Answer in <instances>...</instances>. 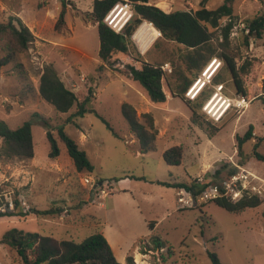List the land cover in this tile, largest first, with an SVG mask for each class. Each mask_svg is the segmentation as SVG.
<instances>
[{"label":"rangeland","instance_id":"obj_1","mask_svg":"<svg viewBox=\"0 0 264 264\" xmlns=\"http://www.w3.org/2000/svg\"><path fill=\"white\" fill-rule=\"evenodd\" d=\"M128 1L116 3L118 6L111 16L120 7L127 9L126 4L130 7ZM92 2L67 0L64 26L56 31L54 25L61 0H0V23L19 17L34 35L25 53L0 68V118L10 128L30 120L34 142L33 158L0 160V200L3 203L0 209L4 210L5 204L12 209L15 199L23 211L32 207L60 209L56 214L43 217L34 214L0 217V239L11 228L75 242L94 232H102L117 260L123 264H128V256L134 264H212L209 256L212 252L216 253L220 264H264V203L232 213L213 200L193 197L184 188L158 183L196 181L223 186L230 183L229 169L236 167L237 171L250 174L241 182L243 189L259 192L264 199V159L253 154L255 149L264 156V105L260 96L264 78V33L261 38L249 37L245 44V20L264 15V0H233L231 3L233 26L227 47L237 66L246 65L241 77L247 92V106L239 112L230 109L219 121L202 117L203 128L190 121L191 111L180 98L171 96L165 81L167 100L147 104L142 100L144 89L138 82L108 67L98 70L102 61L98 56L97 25L90 20ZM223 2L149 0L148 3L169 12L201 7L214 9ZM229 20L221 18L219 26L214 28L215 43L221 41L222 27ZM144 29L153 37L160 36L149 23L140 25L133 36L138 37ZM137 47L142 53L138 44ZM147 50L142 58L151 62L170 57L178 61L181 52L180 47L172 44L168 45V50L151 49L146 54ZM4 54L0 39V58ZM134 56H137L134 50L129 55L119 54L117 67L121 69L127 62L139 66V62L132 60ZM49 64L79 100L91 88L92 101L83 117L67 120L76 110L75 105L67 112H59L40 97L39 75ZM162 67L167 74L171 73L170 62ZM216 73L228 78L223 83V94L239 98L241 94L236 92L221 61ZM201 82L202 79L194 90ZM124 102L138 108L140 121L144 122V113L153 116L158 130L154 151L140 153L138 140L121 112ZM96 113L108 120L119 138ZM40 118L48 120L54 136H57L58 126L64 127L87 154L94 168L91 173L75 170L62 142H58L57 156L48 155L46 128ZM250 125L253 137L243 144L242 155H239L236 135H243ZM213 127L219 130L210 137L205 128ZM1 144L0 139V147ZM174 145L183 149L182 162L168 165L162 153ZM85 177L90 183L83 181ZM180 195L185 202H178ZM151 221H155L152 229ZM152 237L165 241L164 247L154 249ZM136 251L140 253L138 257L133 255ZM0 264L23 263L13 248L0 244Z\"/></svg>","mask_w":264,"mask_h":264},{"label":"trees","instance_id":"obj_2","mask_svg":"<svg viewBox=\"0 0 264 264\" xmlns=\"http://www.w3.org/2000/svg\"><path fill=\"white\" fill-rule=\"evenodd\" d=\"M120 0H93L90 12V20L97 25L99 39L98 56L102 64L98 67L101 70L108 67L119 71L128 80L138 82L144 89L148 99L152 103H162L167 100V93L163 88V82L173 97L180 98L191 111L190 121L203 128L201 119L206 115L202 111L205 100L212 92V86H204L193 98L186 95L187 90L194 83L196 78L202 73L204 68L213 59L217 58L224 63L229 72L235 90L241 95H246V88L241 75L246 72V65L237 66L234 56L227 47L229 34L233 23L231 22L232 1L224 2L214 9L205 7L196 10L176 9L169 12L163 11L154 4H149V0H129L132 15L125 24L121 32L114 31L104 22V17L110 9ZM67 0H61L60 9L57 13V20L54 25L56 31H60L65 23V8ZM223 17L230 20L222 27V39L218 43L214 42V28L219 26V21ZM147 21L160 32V36L152 43L146 54L153 49L155 51L168 50V45L172 44L181 48L178 61L173 58L162 59L158 62H151L143 59L133 35L138 27ZM247 29L245 44H248L249 37L261 38L264 33V15L259 14L245 20ZM34 35L29 27L21 21L19 17L10 18L6 22L0 23V39L3 40L5 54L0 58V68L7 63L14 61L18 54L25 53ZM218 36L216 37V39ZM152 49V50H151ZM136 55L132 60L139 62L137 66L133 62H127L121 69L117 67L118 55H129L132 51ZM172 54V53H170ZM171 63V73L167 74L162 68L164 63ZM228 79L225 75L216 73L212 77V84L224 83ZM91 88L87 94L79 100L76 94L65 86L60 79L53 65H45L40 72L38 82V92L40 97L51 104L59 112H67L74 105L76 110L68 117H83L92 101ZM262 103L264 105V78L261 85ZM91 111L95 112V110ZM121 112L125 118L130 131L135 135L139 143L140 153L154 151L156 149V137L158 130L154 125V118L150 113H144V122L140 121L136 108L127 102L122 103ZM103 121L111 133L119 138L108 120L96 113ZM46 128V138L49 144L48 155L53 158L59 154L58 142H62L68 156L71 158L77 172L93 171V165L84 150L80 149L78 143L69 136L63 126L56 128L57 136L51 131L48 120L40 118ZM208 136H213L219 128H205ZM253 137L252 126L250 125L243 135H236V149L242 155L243 144ZM0 160L19 159L26 160L33 158L34 142L32 134V122H23L17 128H10L7 123L0 118ZM253 154L260 159V155L255 149ZM163 160L168 165H179L182 162L183 149L180 145H174L165 149L162 153ZM237 171L236 167H231L228 175L231 176ZM219 171H216L218 174ZM166 186L180 189L184 188L193 195L201 193L208 183H198L196 181L169 182L158 181ZM218 206L232 213H240L247 208H254L264 203L257 194H245L237 199L229 197H217L213 200ZM0 200V207L2 206ZM4 210L0 209V217L3 216H47L60 212V209L49 207L47 209L28 208L23 211L17 199L13 201V208L9 209L5 204ZM264 217V206L262 209ZM153 222L149 223L152 229ZM154 249L164 247L165 241L159 237L151 239ZM0 244H5L13 248L23 264H123L119 262L102 232H94L83 238L80 242L69 239H57L50 235H42L38 232L23 231L17 228L7 230L0 239ZM147 251H143L146 253ZM212 264H220L216 253H209ZM128 264H134L132 257L126 258Z\"/></svg>","mask_w":264,"mask_h":264},{"label":"built area","instance_id":"obj_3","mask_svg":"<svg viewBox=\"0 0 264 264\" xmlns=\"http://www.w3.org/2000/svg\"><path fill=\"white\" fill-rule=\"evenodd\" d=\"M117 6L118 4H115L106 14L103 20L114 31L121 32L129 18L131 17L132 11L131 8L126 4L125 7L127 9L120 7L118 12L115 15L111 16L112 12ZM121 10L123 11L119 15ZM215 61L217 62L206 75L207 71ZM219 65L220 60L217 58H213L186 92L187 97L193 99L204 86H212L213 90L209 97L205 100L202 106V111L208 118L214 121H219L230 109H235L237 112H239L247 106V99L244 95H241L239 98L233 99L230 96L223 94V83L212 84V77L216 74ZM201 79L202 82L194 90V87ZM249 175L246 171H237L230 176V183L226 182L223 186H218L216 184L208 185L201 193L198 194V197L200 200H214L217 197L223 196L229 197L231 199H237L245 194H257L258 196L262 197L261 193L259 192H252L248 189H243L241 182ZM83 181L85 183H90V179L88 177H85ZM182 192L183 191H180L179 194H182ZM192 196L196 197V195L193 194ZM190 197L191 196H189V198ZM178 202H185L182 195L178 197Z\"/></svg>","mask_w":264,"mask_h":264},{"label":"crops","instance_id":"obj_4","mask_svg":"<svg viewBox=\"0 0 264 264\" xmlns=\"http://www.w3.org/2000/svg\"><path fill=\"white\" fill-rule=\"evenodd\" d=\"M166 12V11H165ZM149 22L144 21L141 26L143 24H147ZM150 24V23H149ZM140 27V26H139ZM136 33V32H135ZM158 36L153 37L151 35V33H149L146 29H144L141 34L138 37H134V40L136 42V44H138V46L140 47V49L142 50V53L145 52L147 50V48L151 45V43L155 40V38H157ZM142 40V41H141ZM144 46V47H143ZM142 96V100L144 99L145 102H150L145 91L144 93H141ZM136 108V107H135ZM138 110V108H136ZM134 256L138 257L140 255V253L138 251H136L134 254Z\"/></svg>","mask_w":264,"mask_h":264},{"label":"bare ground","instance_id":"obj_5","mask_svg":"<svg viewBox=\"0 0 264 264\" xmlns=\"http://www.w3.org/2000/svg\"><path fill=\"white\" fill-rule=\"evenodd\" d=\"M213 66V65H212ZM207 72H209V71H207Z\"/></svg>","mask_w":264,"mask_h":264}]
</instances>
